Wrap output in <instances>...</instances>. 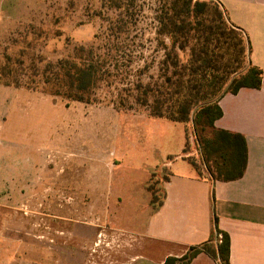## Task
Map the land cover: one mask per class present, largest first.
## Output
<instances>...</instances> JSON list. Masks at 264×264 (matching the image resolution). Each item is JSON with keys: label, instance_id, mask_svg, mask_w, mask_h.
I'll use <instances>...</instances> for the list:
<instances>
[{"label": "rangeland", "instance_id": "rangeland-1", "mask_svg": "<svg viewBox=\"0 0 264 264\" xmlns=\"http://www.w3.org/2000/svg\"><path fill=\"white\" fill-rule=\"evenodd\" d=\"M159 1L0 0V173L6 186L17 169L35 172L29 192L9 197L28 216L30 239L41 240L50 213L86 226L121 224L127 214L121 189L147 200L151 168L166 153L180 154L184 133V155L206 176L191 125L149 120L130 98L131 84L155 76L162 55L154 42ZM78 47L92 49L100 66L94 103L45 93L46 65L71 58ZM119 95L124 107L111 103ZM167 176L162 168L151 175L155 204Z\"/></svg>", "mask_w": 264, "mask_h": 264}, {"label": "crops", "instance_id": "crops-1", "mask_svg": "<svg viewBox=\"0 0 264 264\" xmlns=\"http://www.w3.org/2000/svg\"><path fill=\"white\" fill-rule=\"evenodd\" d=\"M218 1L230 22L248 35L249 61L263 72L259 89L243 88L219 100L223 115L214 123L217 129L244 136L247 162L243 176L228 182L198 177L189 155L183 154L184 133L182 153H166V160L151 168L152 174L160 168L168 173L164 197L156 208L147 189L151 174L145 186L149 198L144 202L127 197V189H121L127 214L115 228L86 226L50 213L43 216V237L35 241L29 236L28 216L10 201L31 190L35 172L28 168L22 174L17 169L6 186L2 172L0 264H164L168 257L180 258L190 247L208 241L214 217L218 229L229 236L230 264H264V0ZM178 161L181 164L175 166ZM25 224L28 236L22 237ZM190 264L218 263L202 252Z\"/></svg>", "mask_w": 264, "mask_h": 264}, {"label": "trees", "instance_id": "trees-1", "mask_svg": "<svg viewBox=\"0 0 264 264\" xmlns=\"http://www.w3.org/2000/svg\"><path fill=\"white\" fill-rule=\"evenodd\" d=\"M155 20V48L162 55L155 76L131 84L132 104L145 109L150 119L182 124L185 129L191 125L206 173L201 175L196 163L188 160L198 177L223 182L242 177L247 162L244 136L217 129L214 123L223 115L219 100L224 95L261 87L263 72L249 61L248 35L230 22L218 0H160ZM99 69L92 49L78 47L71 58L46 65L41 74L45 93L68 102L94 103L91 91ZM145 70L146 66L141 72ZM111 103L124 107L120 95ZM147 189L156 208L164 194L155 204V192ZM213 221L208 241L190 247L180 258L168 257L164 264H190L202 252L218 264H230L229 236L218 229L215 217Z\"/></svg>", "mask_w": 264, "mask_h": 264}]
</instances>
